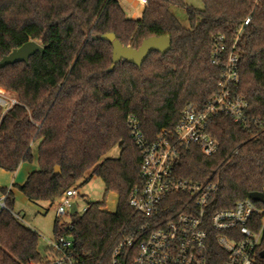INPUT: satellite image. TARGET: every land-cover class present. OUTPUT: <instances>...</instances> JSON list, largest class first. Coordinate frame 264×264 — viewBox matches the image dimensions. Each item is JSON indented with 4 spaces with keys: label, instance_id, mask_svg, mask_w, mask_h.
<instances>
[{
    "label": "trees",
    "instance_id": "trees-1",
    "mask_svg": "<svg viewBox=\"0 0 264 264\" xmlns=\"http://www.w3.org/2000/svg\"><path fill=\"white\" fill-rule=\"evenodd\" d=\"M201 1L197 9L186 0H148L141 16L132 18L119 0H0V60L32 40L45 49L28 63L0 69V86L21 102L0 123V168L15 172L37 163L22 184H14L31 202L54 204L88 176L118 196L113 212L98 201L70 214L71 255L79 264H110L116 246L149 221L129 203L131 192L144 185L129 117L151 143L176 128L187 105L202 109L217 93L224 68L213 64V47L223 36L230 49L241 30L237 92L248 102L247 123L215 116L208 132L218 152L208 157L196 145H179L175 173L191 181L213 175L218 190L211 211L263 190L264 0ZM172 7L185 9L188 27ZM111 32L133 48L148 37L170 35L171 49L152 52L141 67L121 61L109 71L112 43L100 36ZM116 146L119 156L107 157ZM56 166L61 173L53 175ZM178 197L184 199L172 194L168 200ZM13 205L10 190L9 210L0 214V264L40 260V235L13 215ZM60 221L58 216L55 237L69 233ZM261 251L264 232L255 264H264Z\"/></svg>",
    "mask_w": 264,
    "mask_h": 264
},
{
    "label": "built area",
    "instance_id": "built-area-1",
    "mask_svg": "<svg viewBox=\"0 0 264 264\" xmlns=\"http://www.w3.org/2000/svg\"><path fill=\"white\" fill-rule=\"evenodd\" d=\"M137 1L145 5L148 0ZM241 32L230 49L223 36L218 38L212 52L213 64H224L218 91L202 109L187 105L172 132L165 131L157 140L146 142L135 116L129 117L132 136L141 150L144 178L143 187L131 192L129 203L149 221L136 237L124 239L116 246L110 264L256 263L264 232V187L261 191L263 201L249 197L237 201L232 208L211 211L218 190L213 175L202 181H191L175 173L179 145H196L208 157L218 152V141L208 132L215 116L226 115L236 123H247L248 102L237 92L239 50L235 46ZM17 105H21L19 99L0 86V123ZM9 192L10 189L0 196V214L9 210ZM172 194L184 195V199L168 200ZM78 195L79 188L73 186L59 198L57 214L60 218L70 215L73 207L77 209L74 198ZM60 223L68 225L69 233L49 240L48 249L53 257L25 264H79L71 255L73 240L69 234L72 226L70 222Z\"/></svg>",
    "mask_w": 264,
    "mask_h": 264
},
{
    "label": "rangeland",
    "instance_id": "rangeland-1",
    "mask_svg": "<svg viewBox=\"0 0 264 264\" xmlns=\"http://www.w3.org/2000/svg\"><path fill=\"white\" fill-rule=\"evenodd\" d=\"M122 7L125 9L128 16L136 12L138 17L141 16L144 4L137 0H119ZM189 6L197 9L203 8L201 0H186ZM171 11L176 15L180 23L184 27H188V20L184 8L172 7ZM35 144L34 150L36 148ZM120 149L118 146L112 149L107 157H118ZM36 162L23 163L17 171L10 172L0 168V196L10 189L14 196L13 213L31 229L39 233L38 251L42 259H50L53 253L48 249L49 240L54 238V223L57 214V205L59 199L54 204L48 202H31L16 188L14 184H22L32 166H36ZM79 195L74 198V203L77 205V210L82 213L88 203L102 201L105 203V209L113 212L117 208L118 196L115 192H106L102 180L96 176H88L86 180L79 182ZM77 187V185H75ZM61 221L70 222V215H65L60 218Z\"/></svg>",
    "mask_w": 264,
    "mask_h": 264
},
{
    "label": "water",
    "instance_id": "water-1",
    "mask_svg": "<svg viewBox=\"0 0 264 264\" xmlns=\"http://www.w3.org/2000/svg\"><path fill=\"white\" fill-rule=\"evenodd\" d=\"M97 39V37H94ZM100 39L109 41L112 43V64L109 71H112L116 64L121 61H127L138 67H141L144 61L152 52H159L165 55L171 49L172 39L170 35L162 36H151L143 40L139 48H133L131 46L123 45L116 35L111 33H106L100 36ZM36 52L44 53V47L37 41H29L22 46L15 48L8 55H5L0 60V69L7 65H12L18 62H29V58ZM61 173V167L56 166L53 175ZM250 198L256 201H263V195L261 192H254L250 194ZM76 207H73L71 213H76ZM260 257L264 259V251L260 252Z\"/></svg>",
    "mask_w": 264,
    "mask_h": 264
},
{
    "label": "crops",
    "instance_id": "crops-1",
    "mask_svg": "<svg viewBox=\"0 0 264 264\" xmlns=\"http://www.w3.org/2000/svg\"><path fill=\"white\" fill-rule=\"evenodd\" d=\"M131 17H132V18H137V17H138V14H137L136 12H134V13L131 15ZM36 167H37V165H36V166H32V167L30 168V170H29L28 173H30L31 171H33Z\"/></svg>",
    "mask_w": 264,
    "mask_h": 264
}]
</instances>
